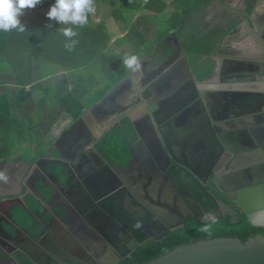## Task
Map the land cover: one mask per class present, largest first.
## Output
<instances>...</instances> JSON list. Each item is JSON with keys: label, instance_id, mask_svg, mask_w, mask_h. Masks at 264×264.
Segmentation results:
<instances>
[{"label": "flooded vegetation", "instance_id": "obj_1", "mask_svg": "<svg viewBox=\"0 0 264 264\" xmlns=\"http://www.w3.org/2000/svg\"><path fill=\"white\" fill-rule=\"evenodd\" d=\"M179 64L180 67L183 66L181 61ZM174 70L166 71V78L169 76V80L166 82H164L165 78L163 82L157 80L148 84H140V86L134 84L132 91L134 92L133 97L136 99H131L130 108L120 112L113 121L118 123L122 116H127L135 129L136 139L130 142L133 153L129 164L125 169L115 166L120 171V173L114 172L117 174L122 188L118 195L108 203L106 202L108 211L93 207L85 195L90 196L105 184L115 183V179L110 173L104 176L103 180L106 183L101 184L99 176L104 172V161L97 154L98 140L102 137L103 132L113 125L111 123L97 137L90 133L85 121L78 122L72 136L65 135L60 142L56 143V146L52 145L56 154L46 156L47 162L58 163L61 169L70 176V181L58 184L62 186V191L65 193L57 189L55 176L47 167L45 168L46 174H42L37 169L28 177L26 184L21 182L19 193L8 196L0 195L1 205L5 198H16L19 194H23L27 188L34 191L36 185L33 186V184L36 183L38 177L42 178L43 184H48L46 186L53 188L48 197H44L37 191L40 195L39 197L36 195V197L43 200L41 202L42 210H33L37 213L38 218H36L40 223L45 222L47 214L50 215L43 225L40 235L29 242L34 246L38 241L44 240V246H39L34 251L30 250L33 246L28 247L29 249L23 247L21 250H11L10 252H13L11 256L0 251V264H58L56 256L60 257L63 254L60 248L65 249L70 241L66 234L61 233L51 242L49 239H43L46 229L52 227L55 231L60 228L54 224L55 219L63 222L64 227L69 229L70 234L74 237L81 236L84 241L91 242L89 250H93V253L74 250L70 252L73 254L71 263L79 260L82 264H96L98 260H101L105 264L110 259L109 254L113 249H122L131 243L136 235L146 237L152 232L159 231L163 225L161 223L174 222L180 216L188 215L182 224L190 218L195 220V217L200 218L195 221H202L201 216L206 211L214 212L216 219L221 218L224 211L242 212L246 216L241 207L226 196L218 186L219 184L228 187L227 189L239 200L246 198L245 207L251 211L258 206L257 204L264 202V161H255L254 159H263L261 155H264V147L259 144L251 145V141L246 135L241 134L235 139L230 138V135L226 133L229 129L218 134L219 132L213 130L215 128L212 127V129L207 121L203 123L198 115L188 113V110L185 111L187 106L185 102L186 89L182 88L185 80L181 79L183 80L181 84L169 83L170 76L176 75V73L174 74L176 70ZM185 77L183 75L182 78ZM125 87L124 89H127L126 85ZM149 106L152 107V110ZM66 127L64 126L63 130ZM189 128L191 130L193 128L201 136L193 141L187 139L186 132L190 131ZM83 135L86 138L81 141ZM144 137L148 140L147 145L143 143ZM254 139L252 138V141ZM140 140L149 157L144 155L145 151L143 152L138 143ZM165 144L169 145L170 150L172 149L173 155L167 152ZM254 148H261L263 151L252 159V154L254 156L260 153L253 152ZM182 154L186 155L185 161L182 159ZM44 157L42 156V158ZM172 157L178 160V167L172 163ZM134 160L141 164L142 175L139 177L137 174L131 175L132 177L124 174L133 166ZM254 162L259 163L255 164ZM252 164L255 165L251 167ZM166 171H169L170 175H175L164 177L162 174ZM240 171L242 172L240 177L232 176ZM137 172L138 170H136ZM76 183H78L77 186ZM255 185L259 187V190L248 191ZM77 188H81L82 192L79 193ZM198 193L205 197L203 203H200ZM65 194L69 196H65ZM25 195L24 193L21 198V203L24 206H17L27 207ZM209 196L214 199V202L208 198ZM56 206H60L66 213L61 215L57 212ZM138 221L142 223V227L137 229L133 225ZM8 227H11V231ZM9 231L14 235V239H18V242L21 243L24 240L17 234L20 229L12 223L9 217L0 214V247L3 246L2 237H7L6 234ZM8 238L13 239L12 236Z\"/></svg>", "mask_w": 264, "mask_h": 264}, {"label": "trees", "instance_id": "obj_2", "mask_svg": "<svg viewBox=\"0 0 264 264\" xmlns=\"http://www.w3.org/2000/svg\"><path fill=\"white\" fill-rule=\"evenodd\" d=\"M117 1L118 8L112 11V15L122 19L121 9L134 11L144 8L148 10L144 11V15L151 22L168 7L165 27L153 30L151 25L148 26L149 22L143 24L141 18L137 17L121 36L113 38L103 21L90 24L89 14L88 23L75 28L78 43L69 52L64 47L65 37L58 31L63 25L60 26L46 16L49 9L45 8L55 0H42L41 4L26 10L20 17L25 25L24 32L0 31V161L7 159L11 146L19 141L27 142V150L21 154L22 159L44 156L48 150L47 155H55L51 142L46 138L52 130L55 115L69 118L65 126L72 123L84 110L80 98L93 85L90 81H95L93 74L88 73L89 77H85L77 73V69L85 68L96 60L106 79L101 88L94 90V95L88 101L89 106L99 102L116 83L131 73L123 65V58L127 54L111 48L110 41L116 45L131 41L128 54H135L139 58L148 55V66L154 67L173 53V46L162 41L173 32L178 36L196 78L203 79L210 74L213 60L203 55L213 54L223 35V32L216 29H203L204 24L200 22L199 14L211 0H170L169 3L164 0H144L143 3L142 0ZM53 74L56 75L54 84L43 86L41 80ZM36 91L45 95L53 94L57 110L47 111L42 106L38 108L41 99L34 100ZM135 139V129L124 115L117 124L103 132L97 150L109 164L125 169L132 159L129 144ZM47 167L59 183L69 181L67 172L58 163L47 162ZM37 191L48 197L52 188L40 183ZM25 203L26 208H12L11 217L32 238H37L50 215L47 214L45 222L40 223L29 212L34 209L41 211V204L30 194L25 195ZM56 210L61 215L65 214L60 206H56ZM203 223L207 221L190 218L161 239L136 247L117 264H142L176 245L196 239L235 236L244 240L257 232L264 234V227L250 224L242 212L224 211L222 217L211 225V235L199 231Z\"/></svg>", "mask_w": 264, "mask_h": 264}, {"label": "crops", "instance_id": "obj_3", "mask_svg": "<svg viewBox=\"0 0 264 264\" xmlns=\"http://www.w3.org/2000/svg\"><path fill=\"white\" fill-rule=\"evenodd\" d=\"M213 2L214 0H211L210 3L205 6V8H208L211 12L213 11ZM225 2L231 12L239 13L235 11V9L244 11L247 7L249 16L248 19H245L246 17H244L242 13H239V18H237L239 19L238 22L232 27L227 26L228 28L225 27V23H220L223 29H219V31L223 32V35L216 45L215 52L210 55H203V57L209 56L213 60L212 70L207 77L203 79L196 78L183 50L191 73V75L188 76L184 65L180 67V57L176 53L173 40L171 38L165 39L163 41H167L173 46V53L165 61H162L157 66L149 67L148 62L150 56L144 55L147 56V58L141 63L142 68L140 73H130L127 78L116 83L107 94L105 93L103 95V98L99 102L90 105L92 108L88 107L83 110L81 114L82 120L78 122L85 121L90 133L97 137L100 136L107 124H113L112 122L120 111L123 112L129 109V105L127 107H122L117 101L119 95H126V97H128L132 92L134 84L140 86V84H148L149 82H155L157 80L163 82L166 78V71L175 69L176 71L174 70V74L176 73V75H174V77L170 76L171 80L169 83L172 84L175 82V84H181L183 81L181 79L185 80L182 87L186 89L185 102L188 107H185V111L188 110V113L190 112L194 115H198L200 121L203 123L207 121L211 128H215H212L213 130L217 133L219 132L218 134H221L225 129H229L226 133L230 135V138L232 137V139H235L241 136V134L246 135L250 139L251 145L259 144V146L261 145V147H264V0H246V2L244 0H229ZM214 29L218 30L217 27ZM170 34L175 33L172 32ZM183 75L186 77L182 78ZM168 80L169 76H167L164 82ZM125 85L127 89H124ZM130 98L132 100L134 99L132 95H130ZM196 136L198 138V136L201 135L198 133ZM252 138L256 140L254 139L252 141ZM143 143L145 145L148 144L146 137L143 138ZM263 149H252L253 152H260L253 157L259 156ZM131 151L133 153V150ZM48 152L49 150L46 152L43 159H40V157L22 159L20 155L18 160L16 158L11 160L7 158L4 161H0V172H3L7 177L6 181L0 180L1 196L19 193L21 182H23L22 184H26L28 182V177L35 173L37 169H39L42 174H46V156H48ZM103 169L104 172L99 176L101 184L106 183H104L105 180H103L105 179L104 176L107 174L109 175L112 171H118L120 173L115 166L107 168L106 165L103 164ZM23 174H25L24 177ZM68 177L70 178V176ZM55 179L57 189L65 193V191H62V186L58 185L59 182L56 177ZM40 183L43 184L42 178L38 177L36 183L33 184V186L36 185L35 188L33 187L34 191L27 188L24 193L32 195L35 200L41 204L43 200L36 197V195L38 197L40 195L37 192ZM77 184L78 183L75 185L77 186ZM43 185L46 186L48 184ZM76 190H78L79 193L82 192L81 188H77ZM94 193L95 192L91 194ZM23 194H19L16 198H5L0 205V214L9 217L12 223L20 229V231H17V234L24 239L21 243L18 242V239H14V235L10 232L11 227H8L10 231L6 234L7 237H2L1 240L3 243V250L15 251L21 250L23 247L29 249L33 246L29 243L33 238L12 219L10 212L13 206H24V204L21 203ZM65 196L69 195L65 194ZM82 197H84V195H82ZM86 197L91 200V196L88 194L85 195V198ZM29 213L33 217L38 218L35 211ZM62 223L63 222L58 219H55L54 224L58 225L60 228L57 230L55 229V231H53L52 227L46 229L43 237V239H49L50 242L60 233L66 234L68 237L70 244L65 247V249L60 248L63 254L60 257L54 255L56 256L58 264L59 261L60 264L71 263L70 260L73 259V254H70V252L74 250L79 252L82 250L87 253L90 252L89 247H91V242L84 241L81 236L79 238L76 236L74 237L70 234L69 229H66ZM11 236L13 239L8 238ZM27 236L31 239H28ZM39 246H44V240L38 241V243L33 246L34 248H30V250L33 249L34 251L38 249Z\"/></svg>", "mask_w": 264, "mask_h": 264}, {"label": "water", "instance_id": "obj_4", "mask_svg": "<svg viewBox=\"0 0 264 264\" xmlns=\"http://www.w3.org/2000/svg\"><path fill=\"white\" fill-rule=\"evenodd\" d=\"M250 19V18H249ZM171 38L173 40V43L176 48V53L180 57V61L183 63L185 69L187 70V75L190 76L191 73L189 71L187 59L183 53V48L179 42L178 36L176 34H170L163 38V40ZM162 40V41H163ZM177 56V57H178ZM126 76L125 78H127ZM123 78V79H125ZM122 79V80H123ZM149 108L152 110V107L149 106ZM82 119V116L80 115L77 117L70 126L64 130H62L60 136H72L74 130L76 129V125L78 121ZM117 123V121L113 122V124ZM108 127V124L106 125ZM190 129V128H189ZM186 135L188 136L187 139L189 140H195L197 138L196 133L193 128L192 130L186 132ZM59 136V137H60ZM186 136V137H187ZM223 136V135H221ZM61 138H57V140L53 143V146H56V143L60 142ZM140 144V147H142V150L144 152V155L146 157H149L148 152L144 145L142 144V141H138ZM167 148V152L170 155H173L172 149L170 150V147L168 144H165ZM130 149L132 150V145L130 143ZM97 154H99L97 152ZM99 156L101 159L103 158L100 154ZM262 156V157H261ZM260 157L263 158L262 160L257 159L253 157V154L251 158L255 159V161H264V155H261ZM257 157V156H255ZM43 159V158H40ZM172 163L176 164L177 166L178 160L173 158ZM182 159L186 160V155L182 154ZM104 161V164L107 168H111V164H109L104 158L102 159ZM146 160V159H145ZM182 160V161H183ZM253 163V161H252ZM259 163V162H254ZM252 164L251 167H253ZM178 167V166H177ZM152 169V168H151ZM112 177L115 179L114 184H108L101 187L98 191H96L94 194H91V200H89L90 204L95 208H101L102 211H108L106 207V202L108 203L109 200H111L113 197L118 195L121 192L120 182L118 181L117 175L112 171L111 172ZM164 177H171L175 174L169 173V171L163 172L162 174ZM242 175V172H236V174L232 176H239ZM221 190L228 196L235 204H237L243 212L246 214V217L250 224L254 226H264V223H258L253 222L251 219V215L257 211H261L264 209V202L257 204L255 209L252 211L247 209L245 207L246 198L239 200L236 198L232 192H230L224 184L218 185ZM252 190L257 191L259 190L258 186H253L252 188H249L248 191ZM247 191V189H246ZM1 195V194H0ZM211 201L214 202V199L212 197H208ZM198 199L200 203H203L205 201V197L201 196L200 193H198ZM204 205V204H203ZM168 207V204H166ZM180 214V213H179ZM188 217L187 216H180V218L174 222L171 223H161L163 224L161 227V230L152 232L148 236H140L136 235L135 239L131 240V243L123 247L122 249L115 248L112 250V252L109 254L110 259L105 264H117L123 257L128 256L137 246L143 247L147 244H150L154 241H157L161 239L162 237L168 235L171 231V229L175 228L176 226H179L182 224V222ZM195 217V216H194ZM220 217V216H218ZM195 220H199L200 218L195 217ZM28 239H31L29 236H27ZM0 251H2L5 255H13V252H10V250H3L2 247H0ZM90 253H93V250H89ZM69 255V254H68ZM66 256V255H65ZM70 256V255H69ZM70 259V258H69ZM70 264H82L81 261L75 260V262ZM96 264H103L101 260H98V263ZM142 264H264V234L257 232L254 233L244 240H241L238 237L235 236H216V237H209V238H201L196 239L194 241L182 243L179 245H176L167 251L159 254L158 256L145 261Z\"/></svg>", "mask_w": 264, "mask_h": 264}, {"label": "rangeland", "instance_id": "obj_5", "mask_svg": "<svg viewBox=\"0 0 264 264\" xmlns=\"http://www.w3.org/2000/svg\"><path fill=\"white\" fill-rule=\"evenodd\" d=\"M164 1L166 3L170 2V0H164ZM225 1H229V0H214V2L212 4V10H213L212 12L208 8H204L203 11L201 12V14H199L200 22L205 25V26L204 25L202 26L203 29L212 30V29L217 27L218 30L219 29L221 30V29H223L220 26L221 22L225 23L224 24L225 27H227V26L232 27L235 25V23L238 22L239 19H237V18H239V13H242V15H244V17H246L245 19H248L249 10L247 7L245 8L244 11H241L239 9H235V11H238L239 13L231 12L230 8L226 5ZM244 1L246 2V0H244ZM143 2H144V0H142V3ZM52 4L48 5L45 9H49ZM95 8H96L95 13L90 14L91 15L90 24H94L95 22H98V21H103L105 26H106L107 31L113 37L121 36L129 28V25L135 21V18H137V17L141 18L143 24H146L147 22H149L147 24H148V26L151 25V28L153 30L156 29L158 31L160 29H163L165 27V24H166L164 20L166 19V17L169 14V8L167 7L165 9H163L161 11V13H159L157 15L156 19H154V20L152 19V21L150 22V20L147 18V16L144 15V11L148 12V10H146L144 8H140L139 10H134V11L127 10V9H121L123 19L122 18H115L112 15V11L114 9L118 8V1L117 0H99V1H96L95 2ZM109 46L117 52H122L124 54H128L130 51V47H131V41L130 42L127 41V42L122 43L120 45H116L115 43H111V41H110ZM145 58H147V56L140 57L141 63H143ZM149 61H150V57H149ZM77 70H78L77 73H81L85 77H89L90 74H88V73H91L94 76L95 81L94 82L90 81L91 84H93V85L80 98V100L84 106V109L88 108V107L92 108V106H89L88 101L94 95V90L97 88H101L105 84L106 79H105V77H104V75L100 69L99 62L96 60L87 64V66L85 68H80ZM61 71H63V70H59L58 72H61ZM55 79H56L55 74L49 75V76H47L41 80V84L46 87L50 84H54ZM130 95L134 96V92L132 91L128 97H126V95H119V97H117V101L122 105V107H127L129 105V103L131 101ZM40 99H41V103H40L41 105L39 106V104H37L38 108H40L42 106L47 111H56L57 110V104L55 103V98H54L53 94L45 95V94L41 93L40 91H36L34 93V100L40 101ZM134 99H136V98L134 97ZM54 113L55 112H53V114ZM68 119L69 118L63 117L61 114L55 115V119H54V122L52 124V130L46 136L47 140L49 142H51V145H53V143L57 140V138H61V139L64 138V136H60V134H61L63 127L65 126L66 122L68 121ZM69 126L70 125H68L66 128H68ZM66 128H64V129H66ZM85 138H86V136L83 135L80 140L82 141ZM74 148L75 147L73 146V149ZM26 150H27V142H23V141L20 142L19 141V143H15L11 146L10 153H9L7 158L9 160H11L13 158H16L18 160V157L21 155V153H23ZM29 157H31V156H29ZM133 163H134L133 166L129 170L124 172V174L130 175V177H132L135 174H137V177L141 176L142 175L141 174L142 173L141 164L137 160H134ZM135 168H136V170H138L137 173H136Z\"/></svg>", "mask_w": 264, "mask_h": 264}, {"label": "clouds", "instance_id": "obj_6", "mask_svg": "<svg viewBox=\"0 0 264 264\" xmlns=\"http://www.w3.org/2000/svg\"><path fill=\"white\" fill-rule=\"evenodd\" d=\"M42 0H0V31L17 30L24 32L25 25L20 17L26 10L34 9ZM95 0H55L46 13L49 20L57 22L58 31L65 37L64 47L71 52L77 45L75 37L78 35L75 28L83 27L88 23L89 14L95 13ZM124 67L132 74L141 71L140 58L135 54H127L123 58ZM0 180L6 181L7 177L0 172ZM202 221H207L199 228V231L211 235V225L216 222L215 213L206 211L201 216ZM134 228L142 227L141 222L133 225Z\"/></svg>", "mask_w": 264, "mask_h": 264}, {"label": "bare ground", "instance_id": "obj_7", "mask_svg": "<svg viewBox=\"0 0 264 264\" xmlns=\"http://www.w3.org/2000/svg\"><path fill=\"white\" fill-rule=\"evenodd\" d=\"M251 219L253 222L264 223V209L253 213Z\"/></svg>", "mask_w": 264, "mask_h": 264}]
</instances>
